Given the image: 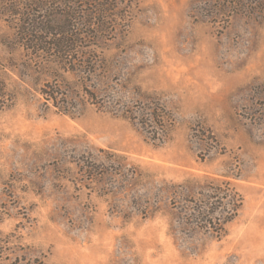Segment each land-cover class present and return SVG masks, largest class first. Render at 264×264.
<instances>
[{
  "label": "rangeland",
  "instance_id": "rangeland-1",
  "mask_svg": "<svg viewBox=\"0 0 264 264\" xmlns=\"http://www.w3.org/2000/svg\"><path fill=\"white\" fill-rule=\"evenodd\" d=\"M93 2L58 8L98 40L93 83L128 113L48 108L0 15V246L44 264H264V0ZM163 111L151 140L140 122Z\"/></svg>",
  "mask_w": 264,
  "mask_h": 264
},
{
  "label": "trees",
  "instance_id": "trees-1",
  "mask_svg": "<svg viewBox=\"0 0 264 264\" xmlns=\"http://www.w3.org/2000/svg\"><path fill=\"white\" fill-rule=\"evenodd\" d=\"M68 1L0 0V15L6 17L12 30L11 45L29 53L30 64L42 78L39 94L48 108L74 116L78 111L77 102L81 101L113 114L128 113L120 108L118 98L107 83H103V88L93 83L104 62L98 51L99 43L93 36L78 31L75 13L69 14L62 7L58 8L62 5L65 8ZM94 1L93 4L99 6L103 0ZM47 3L49 9L43 11ZM140 123L154 141H160L170 125L164 111L160 115L150 114ZM237 210L238 207L226 223ZM20 250L0 246V264H44L24 258L19 255Z\"/></svg>",
  "mask_w": 264,
  "mask_h": 264
}]
</instances>
